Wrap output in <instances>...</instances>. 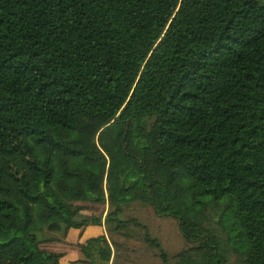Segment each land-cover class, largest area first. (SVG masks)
Masks as SVG:
<instances>
[{
    "label": "trees",
    "instance_id": "obj_1",
    "mask_svg": "<svg viewBox=\"0 0 264 264\" xmlns=\"http://www.w3.org/2000/svg\"><path fill=\"white\" fill-rule=\"evenodd\" d=\"M89 225L86 264H264V0H0V264Z\"/></svg>",
    "mask_w": 264,
    "mask_h": 264
},
{
    "label": "rangeland",
    "instance_id": "obj_2",
    "mask_svg": "<svg viewBox=\"0 0 264 264\" xmlns=\"http://www.w3.org/2000/svg\"><path fill=\"white\" fill-rule=\"evenodd\" d=\"M86 210L87 214H100L104 211L103 214L105 215L106 212L103 205H88ZM132 216L148 226L151 235L159 239L162 247L168 253L174 254L186 247L174 219L159 218L155 216L151 208H143L139 205H135V207L125 211L124 217ZM114 239L122 243L114 258L116 264H161L158 256L146 246L143 240L125 239L120 236H114ZM66 240L67 243L65 245L67 248H72L79 244L77 239H72V237L66 238ZM77 249L80 252V257H82L83 253L79 248Z\"/></svg>",
    "mask_w": 264,
    "mask_h": 264
},
{
    "label": "crops",
    "instance_id": "obj_3",
    "mask_svg": "<svg viewBox=\"0 0 264 264\" xmlns=\"http://www.w3.org/2000/svg\"><path fill=\"white\" fill-rule=\"evenodd\" d=\"M103 233H106L104 227H99L94 225H89L84 228H71L69 229L65 238L62 241H54L44 244V248L49 251L59 252L62 254L59 260V264H86L80 262L82 258L80 257L79 250L77 249L79 247L77 246L72 248L66 247L65 245L67 243L66 238L72 237V239H77V242L81 243L92 236L101 235Z\"/></svg>",
    "mask_w": 264,
    "mask_h": 264
}]
</instances>
